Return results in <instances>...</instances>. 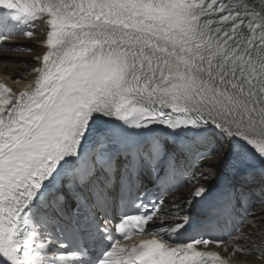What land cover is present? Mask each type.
Returning a JSON list of instances; mask_svg holds the SVG:
<instances>
[{
	"label": "snow or ice",
	"instance_id": "6c2138e0",
	"mask_svg": "<svg viewBox=\"0 0 264 264\" xmlns=\"http://www.w3.org/2000/svg\"><path fill=\"white\" fill-rule=\"evenodd\" d=\"M0 8L26 26L0 14V59L40 36L32 84L0 82V264H264V0ZM202 202L197 226L181 205ZM238 208L258 224L213 235Z\"/></svg>",
	"mask_w": 264,
	"mask_h": 264
},
{
	"label": "bare ground",
	"instance_id": "6f19581e",
	"mask_svg": "<svg viewBox=\"0 0 264 264\" xmlns=\"http://www.w3.org/2000/svg\"><path fill=\"white\" fill-rule=\"evenodd\" d=\"M36 23H37L36 31L42 34L44 31L43 27L40 26V22H36ZM24 30L25 27L21 31H19V33H14V34L17 35L21 34ZM39 39H40L39 35H37L36 39L34 40H28L22 37L15 38L14 42H11L9 46L16 47L19 45L21 50L8 53L7 60L0 59V75L3 78H5L12 86L17 87L20 90L24 88H28L34 80V74L31 73V68L35 66V61L32 59V57L40 51V49L36 47ZM23 47H32L33 48L32 54L30 55L22 51ZM203 171H209V169H203ZM193 175L199 176V171L195 170L192 173H190L189 181L192 179ZM201 183H206V182L201 180ZM188 193H189V186L186 185V187L182 188L171 197V201L175 200L178 203H180L181 195L183 194L184 196H187ZM261 199L262 201H264V196L261 195ZM181 206L186 208L187 204L183 203ZM260 207H261L260 212L264 211V206H260ZM254 223L258 224V220L254 219L253 222L249 225H252ZM248 226L245 229H247ZM259 227H264V225H259ZM256 242L259 243V241ZM234 262L239 264L246 263L243 260L234 261Z\"/></svg>",
	"mask_w": 264,
	"mask_h": 264
}]
</instances>
